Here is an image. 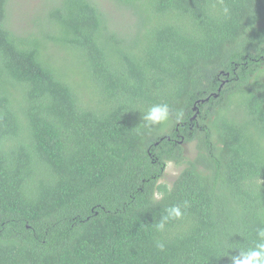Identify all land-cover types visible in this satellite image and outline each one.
I'll return each instance as SVG.
<instances>
[{
	"label": "trees",
	"instance_id": "1",
	"mask_svg": "<svg viewBox=\"0 0 264 264\" xmlns=\"http://www.w3.org/2000/svg\"><path fill=\"white\" fill-rule=\"evenodd\" d=\"M45 3L0 0V264H231L264 227V0Z\"/></svg>",
	"mask_w": 264,
	"mask_h": 264
},
{
	"label": "clouds",
	"instance_id": "2",
	"mask_svg": "<svg viewBox=\"0 0 264 264\" xmlns=\"http://www.w3.org/2000/svg\"><path fill=\"white\" fill-rule=\"evenodd\" d=\"M227 12V9H225ZM169 107L166 104H156L147 109L143 114L142 119L147 122L148 126L162 124L169 119ZM155 198H159L154 194ZM185 206H187L185 204ZM166 216L162 218L161 222L156 225L157 231H162L165 222L168 219H179L183 216V211L180 205H173L165 209ZM256 240L253 246L247 250L240 251L239 255L230 257L231 264H264V227L256 230ZM157 247L163 249L164 245L157 242Z\"/></svg>",
	"mask_w": 264,
	"mask_h": 264
},
{
	"label": "rangeland",
	"instance_id": "3",
	"mask_svg": "<svg viewBox=\"0 0 264 264\" xmlns=\"http://www.w3.org/2000/svg\"><path fill=\"white\" fill-rule=\"evenodd\" d=\"M46 1V3H45ZM50 1L54 0H11L12 2V21H14L16 24L21 25V24H26L28 21L29 17L33 14L34 11L39 8V5L42 4H47ZM115 17L119 18L115 24L118 25L119 29H124L126 30L130 23L129 18L125 15L121 14H114ZM185 153L189 156H193L195 153V148L194 144H187L185 145ZM181 171L180 167H176L174 164H169L165 175L163 179L160 181V183H166L169 186L173 184V182L176 180V178L179 176Z\"/></svg>",
	"mask_w": 264,
	"mask_h": 264
}]
</instances>
